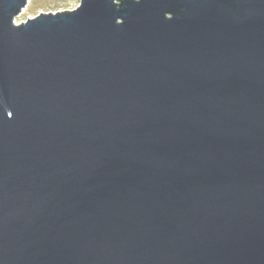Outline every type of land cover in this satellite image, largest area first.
I'll return each instance as SVG.
<instances>
[{
    "label": "water",
    "instance_id": "95a60500",
    "mask_svg": "<svg viewBox=\"0 0 264 264\" xmlns=\"http://www.w3.org/2000/svg\"><path fill=\"white\" fill-rule=\"evenodd\" d=\"M0 0V264H264V0Z\"/></svg>",
    "mask_w": 264,
    "mask_h": 264
},
{
    "label": "rangeland",
    "instance_id": "374dc122",
    "mask_svg": "<svg viewBox=\"0 0 264 264\" xmlns=\"http://www.w3.org/2000/svg\"><path fill=\"white\" fill-rule=\"evenodd\" d=\"M80 0H28L24 10H21L14 20L16 24L26 21L41 12H57L73 10Z\"/></svg>",
    "mask_w": 264,
    "mask_h": 264
},
{
    "label": "bare ground",
    "instance_id": "6f19581e",
    "mask_svg": "<svg viewBox=\"0 0 264 264\" xmlns=\"http://www.w3.org/2000/svg\"><path fill=\"white\" fill-rule=\"evenodd\" d=\"M22 10H24L25 11V8L23 7V9Z\"/></svg>",
    "mask_w": 264,
    "mask_h": 264
}]
</instances>
